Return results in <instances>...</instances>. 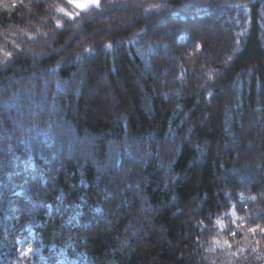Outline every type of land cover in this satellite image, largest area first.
<instances>
[{
    "label": "trees",
    "instance_id": "trees-1",
    "mask_svg": "<svg viewBox=\"0 0 264 264\" xmlns=\"http://www.w3.org/2000/svg\"><path fill=\"white\" fill-rule=\"evenodd\" d=\"M262 228L264 0H0V264H264Z\"/></svg>",
    "mask_w": 264,
    "mask_h": 264
},
{
    "label": "rangeland",
    "instance_id": "rangeland-1",
    "mask_svg": "<svg viewBox=\"0 0 264 264\" xmlns=\"http://www.w3.org/2000/svg\"><path fill=\"white\" fill-rule=\"evenodd\" d=\"M90 5H94V4H88L87 6L82 8H78L75 5L74 6L78 9H84ZM128 16H130L128 12L120 10L118 12L110 13L109 16L107 17H103L104 18L103 22H111L113 20H124L127 19ZM205 33L206 32L200 33V35L204 36ZM206 34H210V38L206 39V46L213 47L218 39V34L212 31H209ZM258 122L259 120H257L256 118H251V117L247 118L243 123V126L239 134L234 136L236 137V139L234 138V141L231 139L229 143L230 149L237 151L235 155V159H236L235 163L238 160L236 158L237 156L243 155L244 156L243 158L245 157L247 158V156H253L254 149L257 148V145L259 143L258 141L260 139V131H259L260 128L257 127ZM241 165H242L241 167H237V166L232 167L234 169V172H236L235 170L237 169L241 170L240 168L243 169L244 167H246V163L245 164L242 163ZM32 241L33 238L31 234H25L19 237V239L17 240L19 255H23L24 253H27L31 249Z\"/></svg>",
    "mask_w": 264,
    "mask_h": 264
},
{
    "label": "snow or ice",
    "instance_id": "snow-or-ice-1",
    "mask_svg": "<svg viewBox=\"0 0 264 264\" xmlns=\"http://www.w3.org/2000/svg\"><path fill=\"white\" fill-rule=\"evenodd\" d=\"M69 4H74L78 8H82L87 6L88 4H95L99 5V0H68ZM250 231H255V229H250ZM261 231H264V228L261 229ZM27 255V253H25Z\"/></svg>",
    "mask_w": 264,
    "mask_h": 264
}]
</instances>
